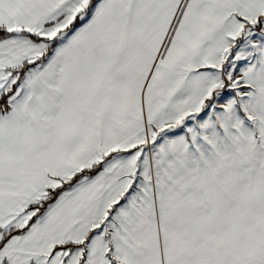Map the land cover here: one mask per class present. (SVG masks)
Returning <instances> with one entry per match:
<instances>
[{"label": "snow or ice", "instance_id": "snow-or-ice-1", "mask_svg": "<svg viewBox=\"0 0 264 264\" xmlns=\"http://www.w3.org/2000/svg\"><path fill=\"white\" fill-rule=\"evenodd\" d=\"M0 264H264V0H0Z\"/></svg>", "mask_w": 264, "mask_h": 264}]
</instances>
